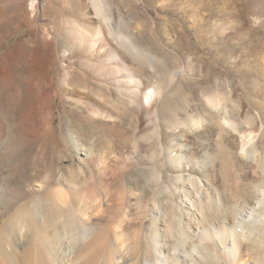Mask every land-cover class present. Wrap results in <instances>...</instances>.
Here are the masks:
<instances>
[{
  "label": "rangeland",
  "instance_id": "obj_1",
  "mask_svg": "<svg viewBox=\"0 0 264 264\" xmlns=\"http://www.w3.org/2000/svg\"><path fill=\"white\" fill-rule=\"evenodd\" d=\"M2 68L12 75L0 80V242L15 215L37 230L58 208L91 218L84 264H105L115 240L121 264H166L155 225L173 228L182 211L187 228L201 206L206 232L237 229L239 260L264 263V0H0ZM22 122L45 131L20 139ZM174 228L159 239L180 264H238L222 238L193 237L198 255Z\"/></svg>",
  "mask_w": 264,
  "mask_h": 264
},
{
  "label": "bare ground",
  "instance_id": "obj_2",
  "mask_svg": "<svg viewBox=\"0 0 264 264\" xmlns=\"http://www.w3.org/2000/svg\"><path fill=\"white\" fill-rule=\"evenodd\" d=\"M108 25L110 26V24ZM114 29L115 31L113 32L110 31V33L115 43H117L120 47L125 49L132 56L134 57L135 55L141 56V53L136 50V48L131 44V42L128 39L123 38V36L119 34V30L117 31L116 28ZM11 75L12 74L8 72V70H6L5 68L0 69V80L3 83H6L9 79H11ZM75 79H76V75L74 74L73 80ZM40 81L41 80H39V78L37 77V72H34L30 79L31 92H35V94L37 95L39 92H44V88H45L40 84ZM77 81L80 83L82 82L85 83V79L82 80L81 78H79ZM153 90H147L145 92V98L147 100L148 98L151 97ZM25 113L27 115L26 116L27 118L30 115V109H27ZM28 119H27V122H28ZM42 125L40 124L39 126H36L34 129H27V124L22 122L18 128L20 139L31 138L34 135L38 136L39 134L44 133L43 131L45 130H43L44 126ZM241 139H242V144H241L242 149L241 150H248L249 146L251 145L250 143L251 139H250L249 134L247 133V134L242 135ZM61 176L62 177L58 179L59 187L55 189V194L59 198L58 202L60 204H64L65 199H62V198H65V195L63 194L62 191L64 190L66 191V189L68 190L71 189V185L73 181L75 180V174L73 170L70 169L68 171H65L64 174H62ZM69 182H72V183H69ZM217 199H218V196H217ZM188 201H190L191 204H193L192 199ZM194 204H195V201H194ZM192 206H195V205H192ZM201 208L202 207L200 206V208L198 207L196 211H193L192 215L189 214L193 218V222L187 221V228H183V226L181 225V219H182L181 217H182L183 212L179 211V215H176V218H177L176 219L177 224L175 225L176 233L178 235V238L179 236L182 238V240H180V238L178 239L179 240L178 243L181 245V241L183 243L190 241V244H189L190 247L193 248L192 250L193 251L195 250L196 253L199 255V253L201 252V250L199 249L200 244H203L206 239L210 240L211 236L214 235L218 237L219 239L222 238L220 240L222 245L223 244L225 245V242H228L226 249L229 251L231 255L230 259L232 263H236L240 259L239 257L240 254L238 250V245H239L238 243H239L240 235L241 237L242 236L244 237L246 234H243V233L240 234L237 231V229L231 230V231L227 230L228 237H223L225 236L224 232L219 233V231L215 230V227L212 225L211 227H214L213 235L210 234L211 232L210 233L206 232L207 230L203 229L205 227H203L202 224L205 222L204 220L209 221L208 220L209 214L203 211L204 208L203 209ZM83 215L80 216L79 219H77L73 214H70V213H66L62 215L60 213V210L56 208L55 210L50 212L49 215L48 213L46 214L44 213V215L41 216V221L43 220V222L41 224L39 223L40 226L38 228L42 230L41 232H38L39 230L38 229L35 230V228L34 229L29 228L27 230H24L25 227H30V225H27L25 223L23 214L15 215L16 219L13 218V219L7 220L2 226L3 228L2 230L4 231L3 232L4 239L2 240V242H0V264H84L85 262L83 258L85 256V250L87 246L86 243L92 237L93 228H92L91 218L88 216V214L83 213ZM152 217L156 218V215ZM240 219L242 220V222L250 225L249 221L246 222L245 220L242 219V217L239 218V220ZM154 221L157 222L156 219H154ZM173 228H170V226L166 225L165 223L164 230L161 232L159 228L155 225L153 229L154 230L153 238H151L154 243V250H156L158 254L163 256V258L162 259L160 258V260H162L163 262H166V264L167 263L171 264L172 262L174 264H180V261L177 260L176 258V256H178V254L176 253L178 250L177 245L175 246L173 245L172 247H170V249H172V255H170L169 249H166V248H169V246L166 244V242H164L166 239L165 238L163 239L162 245L159 239L160 236L162 235L164 236L165 233L167 234V231L169 232V234L171 233L170 235H174V233L172 234ZM188 228L192 230L193 234L191 233V231L188 230ZM242 232H244V230ZM119 236L117 235V238H116L117 240ZM193 237L195 238L200 237L199 238L200 244L199 242L194 244ZM34 238L37 239V243L35 244L33 243ZM229 240H231V243H229ZM123 243L124 242L119 241V240L118 241L115 240L113 242L111 249H110V256H108L105 259V264H121L122 262H124V260L126 259L127 252H125L126 250L124 249V247L126 246L122 245ZM181 247L183 249L185 248L184 245H181ZM188 255H190L191 260L196 263V260L194 259L193 254L190 253ZM124 256H125V259H124ZM238 264H248V263L246 261L243 263L241 260H239ZM257 264H264V263L262 261H257Z\"/></svg>",
  "mask_w": 264,
  "mask_h": 264
}]
</instances>
